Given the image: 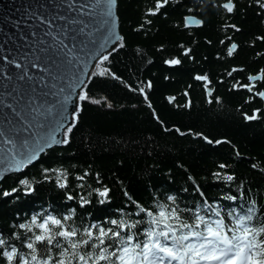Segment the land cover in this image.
<instances>
[{"label":"trees","instance_id":"obj_1","mask_svg":"<svg viewBox=\"0 0 264 264\" xmlns=\"http://www.w3.org/2000/svg\"><path fill=\"white\" fill-rule=\"evenodd\" d=\"M224 2L170 0L149 16L155 0H117L124 47L94 71L108 68L120 79L96 76L89 80V96L101 103L81 102L70 142L46 150L36 163L0 182L4 238L13 233L26 236L18 225L30 223L33 215L62 216L72 209L75 214L68 223L74 227L115 228L112 219L143 220L138 226L141 240L151 218L140 213V207L156 212L178 208L182 218L191 222L197 208L208 219L205 205L211 204L221 213L220 217L211 215L213 220L227 217L226 222L234 225L237 217L250 214L253 220L246 224L264 227V107L259 97L233 87L249 83V75L264 69V40L259 39L264 37V8L256 0H233L234 11L227 13L220 7ZM187 15L200 19L202 26L186 28ZM232 43L238 47L229 56ZM185 49H190L187 56ZM174 58L181 63H165ZM196 75L208 76V88L207 82L194 79ZM148 82L152 87L146 89V100L138 89ZM254 83V91L264 89V81ZM169 97L174 101L169 103ZM189 101L191 106L185 107ZM256 109L260 110L257 119H244ZM203 137L223 143L209 144ZM220 164L227 167L220 169ZM45 168L64 170L68 187L60 189L51 172L45 180ZM85 172L83 181L77 179ZM226 175L233 180L223 179ZM22 178L29 179L34 192L2 195L18 187ZM103 187L110 189L109 199L99 204L93 190ZM68 194L75 199L67 200ZM169 195L175 202L167 200ZM80 197L90 203L80 207ZM10 243L20 247L14 238Z\"/></svg>","mask_w":264,"mask_h":264},{"label":"snow or ice","instance_id":"obj_2","mask_svg":"<svg viewBox=\"0 0 264 264\" xmlns=\"http://www.w3.org/2000/svg\"><path fill=\"white\" fill-rule=\"evenodd\" d=\"M111 2L115 3V0H111ZM169 3L170 0H155L154 6L148 10L147 15H156ZM256 3L264 8V0H256ZM220 7L227 13H232L235 5L233 0H226ZM60 19L64 18L60 17ZM148 22L150 23V21ZM71 23L76 24L77 22L73 19ZM189 24L200 25L201 21L195 19V17H186L185 25ZM229 27L237 32L240 31L235 25ZM76 31L83 33L84 28L80 27ZM48 35H51V33ZM65 35L67 34L64 33L63 29L58 33L59 37ZM259 39L264 40V37H259ZM110 41L111 48H105V45ZM221 43H224V41H221ZM52 47L55 48V55H63L64 60L68 63H72L73 60L78 58L73 55L74 48L65 45L63 38H54ZM123 47V37L116 36L113 38L111 34L105 36L103 43L100 44L101 54L96 58L94 67L99 69L101 65L109 61L112 53ZM237 47L235 43H232L227 54L229 56L233 55ZM41 51L46 52L48 49H41ZM189 53L190 49L184 50L185 56ZM70 57L71 59H69ZM39 61L40 57H36L35 62H32L30 66L39 68ZM165 63L175 66L179 65L181 60L174 58L166 60ZM49 65L55 67H58V65H56L55 60L49 58L48 64L43 69L48 74L49 79L56 80L59 78V73L54 72L53 67ZM15 67L21 68V65L17 63ZM233 71H237V69H233ZM229 75L231 76L232 73L230 72ZM96 76H111L114 79H120L108 68L87 73L85 80H79V77H77L78 82L71 89H67L69 93L75 94L76 99L72 100L71 95H63V99L58 101L59 111H57L56 105H48L46 102L37 104V98L34 96L28 97V103L23 108L19 110L13 108L15 115L24 121L27 127L14 129V136L0 131V138L6 137L3 144L10 146L8 151L0 154V169H3L4 172H22L27 166L36 161L46 149L52 148L54 145L68 144L81 111L80 102L101 103L99 99H92L87 91V81ZM25 77L29 80L33 79L29 76L26 68L23 69L20 79ZM194 79L207 82L205 87L208 88L210 81H208L207 75H196ZM247 79L249 83L234 85L233 87L244 88L253 96L264 100V91H254L256 87L254 82L264 81V69H261L256 75H249ZM44 80L45 77L41 76L37 82L42 83L44 88H49ZM151 87V82H148L144 87L138 89L140 94L145 95L146 100L148 99L145 94L146 89ZM132 90L137 91V89ZM33 92H35L34 88ZM65 92L66 89L61 87L57 91L50 89L48 92H43L42 95H61ZM208 94L211 95L210 89ZM174 99V97H169V103L173 102ZM70 100L74 108L73 111L68 112L67 104ZM184 106L190 107L191 102L189 101ZM9 107L13 106L10 105ZM259 111V109H256L252 115H245L244 119H257L256 113ZM53 112H57V115L64 122L57 121L54 128L47 130L50 127L47 117ZM40 117H45V120L41 121ZM33 125L37 127L38 131L31 133L29 137H23L22 133ZM61 129H63L62 132ZM176 131L180 135L185 134L180 129H176ZM56 133H59V136ZM196 135L201 134L196 133ZM32 136H36V139L33 140ZM203 139L209 144L223 143V141L209 140L207 137H203ZM226 167V164L219 165L220 169ZM43 172L45 173V180L51 178L48 175L51 172L56 174V183L60 189L68 187V178L64 170L45 168ZM87 175L88 173L85 172L77 179L83 181ZM215 175L217 178H221L220 172L215 173ZM222 178L227 181L233 180L232 175H226ZM18 191H23L25 195H28L34 192L35 189L29 179L22 178L18 181V187L3 191L2 195L10 197ZM93 191L99 197V204L108 202L110 192L108 187L97 188ZM66 199L73 200L75 196L68 194ZM227 199L234 200L236 197H227ZM167 200L175 202V197L169 195ZM89 203L90 201L87 198L80 197V207H84ZM205 207L210 213L209 218L206 219L205 216L199 215L200 209L197 208L195 210L197 214L190 218L191 222H189V219L182 218L183 213L178 208L156 212L146 207H140V213L151 218L148 221L150 226L143 230L142 240L139 239L138 226L144 223L143 220L124 223L112 219L110 224L114 225L115 228H106L100 224H88L81 228L68 223L72 220L75 209L62 216L50 213L33 215L30 223H20L18 225L19 229L26 231V236L13 233L12 237L4 238L0 233V261H3L4 264H264V227L256 228L246 224L245 222L253 220L252 215H241L236 218L235 224L232 225L231 221L226 222L227 217L224 219H211V215L220 217L221 213L213 208L211 204H206ZM188 211L191 212L192 210ZM234 211V209L230 211L228 216L233 215ZM33 229L36 231H33ZM256 237H259V242H257ZM13 238L20 241V247H17L15 243H10ZM22 249L27 251H22Z\"/></svg>","mask_w":264,"mask_h":264},{"label":"water","instance_id":"obj_3","mask_svg":"<svg viewBox=\"0 0 264 264\" xmlns=\"http://www.w3.org/2000/svg\"><path fill=\"white\" fill-rule=\"evenodd\" d=\"M73 19L76 20V24L71 23ZM195 19L200 20L197 17ZM200 26L202 21L200 25H185L186 28ZM80 27L84 28L83 33L76 31ZM61 29L67 35L59 37L58 33ZM49 33L51 35H48ZM109 34L113 38L122 37L117 15V0L115 3L111 0H0V131L14 136V129L27 127V124L15 115L13 108L17 110L23 108L30 96L37 98V104L46 102L48 105H56L57 111H59L58 101L63 99V95H71V99L75 100V94L69 93L67 89H71L78 82L77 77L79 80H85L87 73L94 72L96 58L102 51L100 44ZM54 38H63L65 45L74 48L73 55L78 58L68 63L63 55L56 56L55 48L52 47ZM111 46L110 41L105 48ZM41 49L48 51L42 52ZM36 57H40V67L32 68L30 64L35 62ZM49 58L55 60L58 65V67L49 65L53 67L54 72L59 73V78L56 80L49 79L48 74L43 70ZM17 63L21 68L15 67ZM25 68L32 80L27 77L20 79ZM41 76L45 77L44 83H47L49 88H44L42 83L37 82ZM61 87L66 89L61 95H42L50 89L57 91ZM261 101L264 107V100ZM10 105L13 107H9ZM73 108L74 105L70 100L67 104L68 112L73 111ZM40 120L44 121L45 117H40ZM57 121L64 122L57 112H53L47 117L50 125L47 130L54 128ZM37 131V127L33 125L23 132L22 136L29 137L31 133ZM56 135L59 136V133ZM31 138L34 140L36 136ZM4 139L6 137L0 138V154L10 148L3 144ZM39 157L31 165L36 163ZM18 173L21 172H4L0 169V182L6 176Z\"/></svg>","mask_w":264,"mask_h":264}]
</instances>
